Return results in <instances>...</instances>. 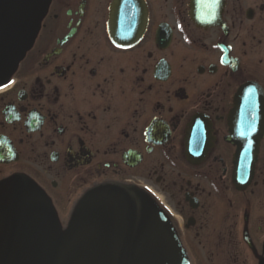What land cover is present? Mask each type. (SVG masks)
<instances>
[{"label": "flooded vegetation", "instance_id": "af4514ba", "mask_svg": "<svg viewBox=\"0 0 264 264\" xmlns=\"http://www.w3.org/2000/svg\"><path fill=\"white\" fill-rule=\"evenodd\" d=\"M20 184L60 236L119 186L185 264H264V0H49L0 85V205Z\"/></svg>", "mask_w": 264, "mask_h": 264}, {"label": "water", "instance_id": "95a60500", "mask_svg": "<svg viewBox=\"0 0 264 264\" xmlns=\"http://www.w3.org/2000/svg\"><path fill=\"white\" fill-rule=\"evenodd\" d=\"M49 0H0V85L30 46ZM255 159H236L234 184L248 181ZM0 264H185L159 212L133 190L104 186L78 206L67 236L24 184L0 205Z\"/></svg>", "mask_w": 264, "mask_h": 264}]
</instances>
